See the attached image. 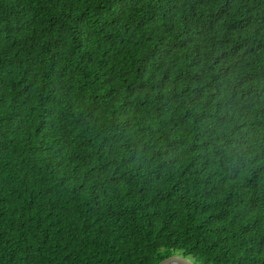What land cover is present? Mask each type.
Here are the masks:
<instances>
[{
  "label": "trees",
  "instance_id": "obj_1",
  "mask_svg": "<svg viewBox=\"0 0 264 264\" xmlns=\"http://www.w3.org/2000/svg\"><path fill=\"white\" fill-rule=\"evenodd\" d=\"M264 264V0H0V264Z\"/></svg>",
  "mask_w": 264,
  "mask_h": 264
},
{
  "label": "water",
  "instance_id": "obj_2",
  "mask_svg": "<svg viewBox=\"0 0 264 264\" xmlns=\"http://www.w3.org/2000/svg\"><path fill=\"white\" fill-rule=\"evenodd\" d=\"M157 264H193V263L183 255L174 254L162 259Z\"/></svg>",
  "mask_w": 264,
  "mask_h": 264
}]
</instances>
